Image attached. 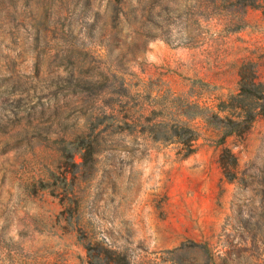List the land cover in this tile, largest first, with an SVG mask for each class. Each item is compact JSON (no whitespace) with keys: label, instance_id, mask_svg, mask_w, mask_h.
<instances>
[{"label":"rangeland","instance_id":"1","mask_svg":"<svg viewBox=\"0 0 264 264\" xmlns=\"http://www.w3.org/2000/svg\"><path fill=\"white\" fill-rule=\"evenodd\" d=\"M92 1L108 20L109 3ZM131 1L130 27L125 18L117 24L119 30L124 25L118 50L135 60L128 87L113 98L121 124L106 133L92 169L82 167L77 154L79 166L67 172L54 143L59 134L39 138L34 129L51 125L73 141L90 132L91 117L104 105L100 94L54 87L55 73L66 75L62 53L71 44L66 27L37 21L59 11L67 16V0H0V264H88L86 240L64 214V195L32 192L39 180L48 181L49 171L74 180L72 198L79 200L87 237L125 254L131 264H264V117L244 137L220 146L222 132L195 116L189 124L199 136L188 157L175 136L194 113L186 112L190 106L217 112L236 95L216 109L209 101L213 41L245 30L251 10L261 13L263 25L264 0L246 13L234 0L213 12L206 10L211 0ZM243 19L246 27L235 30ZM103 33L112 35L109 27ZM184 59H191L189 66ZM224 148L237 158L233 182L220 164ZM219 174L214 203L213 175Z\"/></svg>","mask_w":264,"mask_h":264},{"label":"trees","instance_id":"2","mask_svg":"<svg viewBox=\"0 0 264 264\" xmlns=\"http://www.w3.org/2000/svg\"><path fill=\"white\" fill-rule=\"evenodd\" d=\"M106 1L109 3L105 8L108 17L106 21L102 19L103 12L99 8H93L92 0H67V16L62 17L63 15L59 11L56 15H53V19L46 14L37 21L39 26L46 28L51 25L66 27L68 41L71 44L69 49L62 53L63 61L66 62V75L63 77L61 73L56 72L54 87L61 88L64 86L97 93L101 95L100 97L104 102L101 111L96 116L91 117L90 132L86 136L78 135L73 141H67L64 137V129L56 132L51 125L34 129L33 134L39 138H43L44 135L50 138L53 133L59 134L54 143L59 145L57 151L61 159L64 160L63 163L67 172H73L72 170L79 166L74 161L77 154L82 159L81 166L92 169L96 156L104 143L106 133H114L115 129L121 124L117 115H115L113 98L122 92L123 86L128 87L126 76L128 74L129 76L132 75L129 66L135 60H126V55L118 50L123 44L121 42V30H119L117 24L122 18H125V25L127 22L130 27L135 14H133L134 7L131 0H125L123 3H121L123 0ZM229 2L230 0H211L206 10H212L213 12V6L224 7ZM257 2L258 0H234L233 5L240 9V13L241 11L246 13V10L250 7L257 8ZM162 11L163 8L160 9L157 16H161ZM244 22L245 19H243L242 24L237 25L235 30L246 27ZM106 27L110 28L111 36L107 37L103 33ZM158 30L159 32L162 31L163 26H159ZM81 32L84 36L82 37V44H79ZM152 34L156 37L159 33L154 31ZM87 41L91 42V45L87 46ZM123 43L127 42L124 40ZM93 47L94 49L97 47L100 49H89ZM90 57H92V61L88 62ZM39 62L37 57L35 65L37 71L39 70ZM8 86H11V90H15L18 84L10 83ZM188 109L187 113L193 110L194 113L187 116V120L175 128V136L186 150L185 157L195 152L194 143L199 136L198 132L189 124L195 116L204 118L208 126L222 132V136L218 141L220 146L225 145L229 137H244L251 130L256 120L259 117H264V82L259 80L255 64L249 62L242 67L238 93L230 96L228 100L222 101L218 105L217 112L201 108L199 105H192ZM222 113L225 116H222ZM126 118L128 119V116ZM56 121L59 125L60 120ZM125 124L129 126V123ZM154 130L155 127L152 126L150 128L151 133ZM26 133L28 131L24 134ZM163 139L169 140L170 137H163ZM220 164L225 179L228 182L235 181L236 176L232 170L236 168L237 158L229 148L223 149ZM67 172L59 176L55 172L49 171L48 181L42 179L35 183L34 186H38H33V194H36L39 188L41 190L52 189L53 194H56L57 190L64 195V214L67 220H76L78 231L86 240L85 249L88 253V264H131L125 254L106 247L102 241L94 239L93 236L87 237L82 221L78 219L80 214L79 200L72 198L75 196L73 190L74 180L68 179Z\"/></svg>","mask_w":264,"mask_h":264},{"label":"crops","instance_id":"3","mask_svg":"<svg viewBox=\"0 0 264 264\" xmlns=\"http://www.w3.org/2000/svg\"><path fill=\"white\" fill-rule=\"evenodd\" d=\"M247 20L249 25L245 30L213 41V73L211 75L207 73L208 81L213 82V95L209 100L213 101V109L220 101L227 99L233 93H238L241 69L245 64L254 63L259 80L264 82V24L259 25L262 24L261 13L251 10ZM184 60L189 66L191 59ZM190 65L192 66V63ZM208 69L209 66L202 68V74L209 71ZM221 179L223 180L222 175H213L214 203L219 200Z\"/></svg>","mask_w":264,"mask_h":264},{"label":"water","instance_id":"4","mask_svg":"<svg viewBox=\"0 0 264 264\" xmlns=\"http://www.w3.org/2000/svg\"><path fill=\"white\" fill-rule=\"evenodd\" d=\"M92 2H93V1H92ZM119 25H120V29L123 30V29H124V25L121 24V22L119 23Z\"/></svg>","mask_w":264,"mask_h":264}]
</instances>
